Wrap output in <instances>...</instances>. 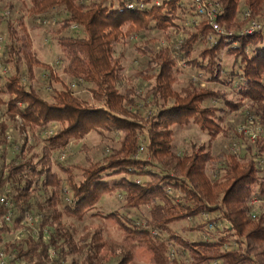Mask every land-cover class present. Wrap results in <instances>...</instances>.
Listing matches in <instances>:
<instances>
[{"label":"trees","instance_id":"1","mask_svg":"<svg viewBox=\"0 0 264 264\" xmlns=\"http://www.w3.org/2000/svg\"><path fill=\"white\" fill-rule=\"evenodd\" d=\"M209 1L219 4L218 23L227 34L213 42L204 22L186 26L187 18L196 17L187 0H30V17L63 15L51 34L63 73L89 86L92 103L76 97L37 59L22 20L7 22L10 42L0 62L14 73L4 83L0 76V197L8 203L0 204V250L24 264H108L112 258L132 264L137 252L147 264H264V205L254 219L248 205L251 198L264 200V167L257 160L264 156V139L246 143L241 157L215 159L206 145H192L182 155L173 148V127L192 124L210 140L227 134L223 112L205 106L210 101H222L230 111L247 101L254 124L264 127V33L241 35L244 22L237 19L241 11L264 17V0ZM157 35L180 40L161 47ZM134 37L156 48L151 54L138 48L145 65L125 76L114 48ZM197 43L203 49L193 58ZM223 53L233 59L230 67L222 66ZM179 63L205 82L233 90L238 102L192 79L175 90ZM36 69L49 73V85L61 86L51 102L22 83L21 75L33 81ZM147 109L152 112L142 114ZM49 127L52 134L41 140L36 133ZM91 132L117 137V147L101 162L75 172L53 160ZM105 196L119 197L121 206L102 215ZM26 214L37 217L35 228ZM205 215L214 217L182 230L200 233L197 241L172 228ZM99 217L115 227L120 242L105 237L104 224L78 238L63 224L64 218ZM17 232L25 237L7 239Z\"/></svg>","mask_w":264,"mask_h":264},{"label":"rangeland","instance_id":"2","mask_svg":"<svg viewBox=\"0 0 264 264\" xmlns=\"http://www.w3.org/2000/svg\"><path fill=\"white\" fill-rule=\"evenodd\" d=\"M29 7L30 0H3V2L0 3V58L5 51V46L10 42L7 32V22L12 23L16 26L18 24V21L22 20L24 28L31 40L32 50L35 53L37 59L48 65L52 69L54 75L59 79L60 83L68 87L76 97L92 103L88 91L89 86H87L83 82L71 80L63 73L65 62L62 59L60 49L56 45V40L53 39V36L51 35L58 29L60 22L63 19V15H61L57 11H53L45 16L33 18L28 14ZM245 13L246 11H241L237 17L239 21L244 22V26L239 31L240 33L246 29L248 23V21H244ZM252 19L264 23V17H253ZM197 23H199V20L196 17H193L192 20L187 18L186 26L191 27L194 24L196 25ZM73 32L74 30L70 29L65 34L72 35ZM157 38L159 39V45H161V47H171L175 42H178L180 40V37L176 35H174L170 41H166L165 38L160 35H157ZM138 48H142L144 52H147V54H151L156 47L145 46L138 40L137 37H134L127 42L124 41L120 44H117L114 48L115 56H121V64L124 68L125 76L133 74L136 70H138V68H143V66L145 65L146 59L143 58L139 51H137ZM202 49V44L197 43L192 52V57L197 58ZM220 59L222 66L225 67H230L233 63V59L230 56L225 55L224 53L220 56ZM178 67L181 71H183L178 76V83L175 85V90H179L180 88L185 86L188 79H192L196 84H199L201 86L223 91L228 100L232 102H238V98L233 90L218 84L207 83L205 82V77L203 75H201L200 73L198 74L194 70H191L189 68L186 69L185 66L180 65ZM182 67L185 70L182 69ZM13 73L14 69L11 68L10 65L5 66L1 64L0 76L4 78L3 83L5 78L12 76ZM34 73L35 77L33 81H29L26 73L21 75L22 83L27 87L32 86V88L41 97L51 102L53 91L61 90L60 84L53 82L51 83V85H49L48 72L36 69L34 70ZM139 93L143 94V90H140ZM141 105L143 104L139 103L138 107L142 108ZM205 106H212L223 112L219 115L223 118L221 126L224 129L228 130L227 134H220L215 139L210 140L209 136L206 133L201 132L196 126L192 124L185 128L173 127L172 130L174 133V151L177 154L182 155L188 153L192 145H206L208 146L212 156L215 159H219L223 155L226 156L232 154L238 157L243 156L245 153L246 143L250 142L242 135V139H239L237 135H240L239 130L242 128V126H248V119L253 118L248 111V102L245 101L243 103V107L237 111H230L222 101H210L207 102ZM4 110L5 108H0V118H3L2 112H4ZM151 112L152 111L150 109H147L142 111V114H149ZM253 127L254 126H252L251 128L253 129ZM50 131L52 132L49 127L47 129H44L43 131L36 133V135L42 140V138L48 136V132ZM116 140L117 137H115V135L98 136L94 132H91L86 135L84 139L72 141L68 145L64 153L54 154L53 160L57 161L63 166L71 167L75 172H78L77 168H84L87 167L90 163L101 162L105 157L109 156V148L117 147ZM141 144V146L144 147L145 141L142 140ZM41 146L42 144H39L36 150L39 151ZM141 154L142 152L138 151L137 156H140ZM209 175L212 176V173H209ZM0 198L4 197L2 196ZM99 206V213L102 215H107L121 206V200L116 196H105L102 198ZM132 215L134 216L136 215V213L132 212ZM213 217L214 215L201 216L194 220H189L174 225L172 228L174 231L180 233L182 236L188 238L189 240L197 241L200 238H203L200 233H183L182 230L184 228L193 227L197 224L205 222L206 220ZM36 222L37 217L33 216V221L31 222L32 228L36 227V224H34ZM63 224H65L66 227L75 230V238L82 236L87 231L93 230L100 224H104L107 230L105 237L108 240H112L115 242L121 241V235L115 231V227L101 217L93 219L89 218L80 222L64 218ZM24 237V232H17L15 235L8 236L7 239H23ZM117 261L118 259L112 258V260L109 261L108 264H116ZM132 264H147V262L142 258V254L140 252H137Z\"/></svg>","mask_w":264,"mask_h":264},{"label":"built area","instance_id":"3","mask_svg":"<svg viewBox=\"0 0 264 264\" xmlns=\"http://www.w3.org/2000/svg\"><path fill=\"white\" fill-rule=\"evenodd\" d=\"M188 6L193 10L196 15V18L199 22H204L212 32L210 36L211 42L214 41V37L218 35H225V31L220 27L218 23V17L220 13V6L215 2H211L209 0H187ZM244 21H248L246 29L241 32V35H252L255 32H263L264 33V23L260 21H256L252 19L249 12H246ZM72 30L76 29V26L71 28ZM183 66L179 64V66ZM1 69V62H0ZM254 118L248 119V126H242L239 130V134L244 136L251 144L255 143L259 139H264V127L254 124ZM252 126L253 129L251 128ZM52 132H48V135H51ZM143 147L139 149L140 152H143ZM259 164L264 167V156L257 157ZM0 204L4 207H8V203L4 198L0 199ZM248 205L251 208L250 216L252 219L257 216V209L260 205H264V200H259L257 198H251L248 202ZM12 216L10 213L6 214L4 217V222L11 223ZM26 223L31 224L33 221V217L30 214H26L24 217ZM212 228V226H210ZM51 256H55V252L51 251ZM0 264H24L20 261L13 260L12 256L6 254L2 250H0ZM210 264H220L219 262H212Z\"/></svg>","mask_w":264,"mask_h":264}]
</instances>
